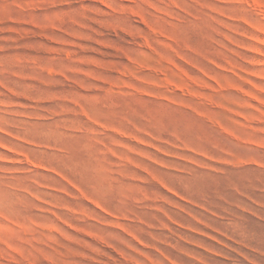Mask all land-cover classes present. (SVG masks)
<instances>
[{"label":"rangeland","instance_id":"obj_1","mask_svg":"<svg viewBox=\"0 0 264 264\" xmlns=\"http://www.w3.org/2000/svg\"><path fill=\"white\" fill-rule=\"evenodd\" d=\"M0 264H264V0H0Z\"/></svg>","mask_w":264,"mask_h":264}]
</instances>
